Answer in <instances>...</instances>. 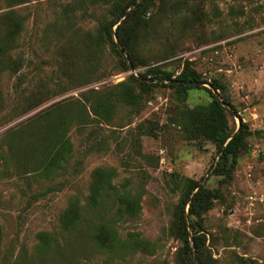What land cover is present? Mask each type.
Returning a JSON list of instances; mask_svg holds the SVG:
<instances>
[{
    "label": "rangeland",
    "instance_id": "374dc122",
    "mask_svg": "<svg viewBox=\"0 0 264 264\" xmlns=\"http://www.w3.org/2000/svg\"><path fill=\"white\" fill-rule=\"evenodd\" d=\"M96 1L24 0L11 8L0 0V14L12 9L23 19L12 51L19 69L0 71V264H186L177 208L189 178L217 194L203 218L209 264H264V0H188L177 10L169 0H154L151 33L134 47L136 68L128 54H122L125 64L117 52L120 18L112 26L113 44L102 27L115 14L109 3ZM186 61L202 83L187 97L154 86L138 105L118 102L110 121L92 113L95 99L112 96L130 75L143 79L158 66L176 77ZM213 80L236 107L230 128L238 131L242 117L252 131L231 177L216 172L222 154L216 144L195 127L184 131L180 121L184 108L212 100L205 87ZM91 89L96 93L87 102L81 94ZM59 102L72 121L71 152L57 172L42 177L37 148L14 157L9 132L21 135L13 141L18 151L26 147L47 123L32 118ZM55 120L53 114L49 121ZM100 168L112 171L117 190L92 207L91 184ZM126 192L140 197L134 216L117 213L118 195ZM75 197L85 214L66 232L60 218ZM107 221L119 238L141 240L140 247L102 248L95 231ZM42 231L55 240L41 250Z\"/></svg>",
    "mask_w": 264,
    "mask_h": 264
},
{
    "label": "trees",
    "instance_id": "16d2710c",
    "mask_svg": "<svg viewBox=\"0 0 264 264\" xmlns=\"http://www.w3.org/2000/svg\"><path fill=\"white\" fill-rule=\"evenodd\" d=\"M11 8L18 5L24 0H4ZM110 5L115 14V19L111 23H107L102 28L107 31L110 40L115 44L113 38L112 26L117 19L130 8L135 2L134 7L128 15L121 20L117 27L115 35L120 40L129 60L132 61L134 67H138L136 62L134 47L141 35L151 33L150 22L154 19V0H97ZM172 2V8L176 9L180 5H186L188 0H169ZM2 19L3 33L0 37V71L10 70L17 71L19 69L17 62L12 58V51L15 46V41L22 30L23 19L14 10L0 14ZM121 60L125 63L124 56L117 50ZM127 68H131L127 66ZM143 79H139L135 75L120 82L117 85L118 90L111 95L98 96L95 99L91 111L94 115L101 117L107 121L112 120L118 102H123L130 105H138L142 98L143 91L151 89L154 86H167L176 88L179 93L187 97V91L194 88L196 85L184 84L182 81L200 82L201 76L199 72L190 66L189 61H186L180 73L174 77V74L164 70L158 66L150 68L146 73L141 74ZM149 79H152L150 82ZM162 80V83L157 80ZM169 81L170 83H168ZM141 86V91L137 92L135 85ZM212 86L216 90H221V82L213 80ZM204 87V86H201ZM211 94L212 100L207 104L198 105L194 108H184L181 111L180 121L184 131L191 133V128L195 127L199 133L206 139L213 141L219 152H222L221 159L216 167V172L221 175L230 176L238 161L239 154L249 147L248 138L252 131L248 127L247 122L240 118L241 127L234 132L229 125V115L237 114L235 105L223 92L220 91V100L215 96L211 88L205 87ZM95 89L88 90L82 93L85 101L90 102L95 94ZM228 107L234 109L229 111ZM63 102L55 103L48 108L38 112L32 119L45 120L47 122L44 127L39 128L37 133L31 138L30 144L26 147L20 146L19 151L14 146L17 143V138H20L19 131L11 130L8 144L14 157L21 158L30 156L28 153L32 150H38L41 154L37 159V165L40 167V176L48 177L59 170L63 163L67 161L72 143L68 136L70 116L63 114ZM83 110H79V117L84 120ZM53 114L56 115L55 121H49ZM30 121V120H29ZM83 123V122H82ZM22 131V130H21ZM46 138L47 141H40V146L37 145L39 137ZM37 139V140H36ZM14 141V142H13ZM187 186L182 194L181 201L177 208V231L179 237L183 240L184 254L187 255L186 264L193 263V252L197 254L199 264H209L208 257L205 251L207 235L203 231L204 214L212 207L214 199L217 197L213 189L203 185L199 187V181L194 179L187 180ZM117 186L112 183V171L106 169H97L94 173L93 182L91 184V192L89 196V204L92 207L99 204L101 197L110 194L112 191L116 193ZM119 207L117 213L122 216H134L140 209V197L137 194L126 192L118 195ZM85 214V207L82 205L79 198L72 199L68 207L63 211L60 223L63 231H70L76 227L78 222ZM188 220L190 225L188 224ZM95 238L98 244L104 249L131 248L138 249L142 243L141 240L135 238L134 235L130 239L119 238L110 222H103L97 225ZM1 226H0V241H1ZM40 245L48 246L55 240L54 234L49 231L39 233Z\"/></svg>",
    "mask_w": 264,
    "mask_h": 264
},
{
    "label": "water",
    "instance_id": "95a60500",
    "mask_svg": "<svg viewBox=\"0 0 264 264\" xmlns=\"http://www.w3.org/2000/svg\"><path fill=\"white\" fill-rule=\"evenodd\" d=\"M136 1H138V0H136ZM134 4H135V2H133V3L131 4L129 10H131V9L134 7ZM129 10H126V11L122 14V16L120 17V19L118 20V22H117L116 24L120 23L121 20L124 19V18L127 16ZM116 39H117V43H118V45H119V50H120V52L128 58V56H127L125 50L120 46L119 41H118V37H117V36H116ZM130 65H132L131 62H130ZM149 80H150V79H149ZM150 81H152V80H150ZM182 82H183L184 84H189V85H199V84H202L201 82H195V81H182ZM209 87L213 90L215 96L218 97L220 100H222V99L220 98V92H219L218 90L214 89L211 83H209ZM223 104H224L225 106H227L225 103H223ZM235 115H236V114H235ZM200 186H202V184H199V187H200Z\"/></svg>",
    "mask_w": 264,
    "mask_h": 264
}]
</instances>
